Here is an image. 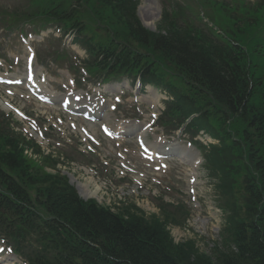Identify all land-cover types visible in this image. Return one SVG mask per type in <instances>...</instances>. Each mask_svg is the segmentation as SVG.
<instances>
[{
  "label": "trees",
  "instance_id": "obj_1",
  "mask_svg": "<svg viewBox=\"0 0 264 264\" xmlns=\"http://www.w3.org/2000/svg\"><path fill=\"white\" fill-rule=\"evenodd\" d=\"M138 3L17 0L0 18L72 33L91 78L159 88L168 98L162 125L190 118L185 131L215 141L200 148L223 212L218 238L208 252L193 238L175 242L169 227L186 224L183 204L158 199V212L145 214L132 202L111 209L82 200L64 175L48 171L59 160L2 115L0 237L26 264H264V0H214L207 23L191 6L164 0L154 32L141 24Z\"/></svg>",
  "mask_w": 264,
  "mask_h": 264
},
{
  "label": "rangeland",
  "instance_id": "obj_2",
  "mask_svg": "<svg viewBox=\"0 0 264 264\" xmlns=\"http://www.w3.org/2000/svg\"><path fill=\"white\" fill-rule=\"evenodd\" d=\"M14 1L0 0V7L12 6ZM163 1L140 0L138 15L144 26L155 30ZM246 1L252 4L257 0ZM185 2L190 4L192 11L201 9L207 17L209 12L212 13L213 1L185 0ZM26 40L31 41L23 42L18 33L0 29V75H23L28 49H37L34 65L39 71L37 78H44L49 82L50 88H47L56 95L71 92V97L81 95L84 103H93L100 99L105 103L104 106L107 101L103 114L107 116L105 123L108 125L122 119L152 124L153 118H156L163 109L164 94L150 85L141 87L137 83L130 84L123 80L119 85L110 82L100 86L96 80L88 81L77 60L85 56L84 51L52 29ZM75 82L78 83L77 88ZM6 89L12 91V94L5 93ZM18 90L21 91V88L14 90L13 87L0 84V109L5 113L9 112L2 108L1 102L6 98L28 116L27 120H23L11 114L12 125L35 139L45 153L52 152L54 156L59 157L61 162L57 164L56 169L66 175L72 184L74 183L78 192L83 191L84 195L79 192L81 196H92L100 204L111 208L119 202H132L145 214L158 212L156 205L159 196L164 202L174 205L182 202L190 213L189 220L184 226H170V234L177 242L193 238L198 248L209 251L212 241L218 238L223 212L218 207V196L211 186L212 179L207 177L202 164L193 167L173 155L157 162L153 161L156 164L152 165V169L149 164L152 162L141 160V148L134 135L125 139L107 138L99 129L100 123L104 120L87 122L81 116L75 120L74 116L68 114L58 104H47L30 98L26 90L22 93L27 96L21 97L22 94L18 93ZM109 104L115 105V110L109 111ZM31 123L41 134L38 136L32 134ZM79 126L87 128L89 132H92L93 128L96 142L91 143L80 134ZM164 131L167 132L153 123L151 128L144 132L143 140L150 145L154 141L159 143L166 141L164 144L175 147L176 152L187 149L193 154L196 150L191 145L188 146L187 141H200L204 144L212 142L208 136L201 133L191 137L181 131H173L168 133L169 135L164 134ZM162 146L158 144L155 150H164ZM79 152L83 155L80 156ZM160 163L163 164L160 166ZM128 170L131 171L130 174ZM92 183L97 184L99 189ZM1 257L0 262H4L2 259L6 258V255L3 254Z\"/></svg>",
  "mask_w": 264,
  "mask_h": 264
},
{
  "label": "bare ground",
  "instance_id": "obj_3",
  "mask_svg": "<svg viewBox=\"0 0 264 264\" xmlns=\"http://www.w3.org/2000/svg\"><path fill=\"white\" fill-rule=\"evenodd\" d=\"M33 80H34V78H33ZM33 86L35 87L36 91L38 89V90H40V92L44 93V95H48V91L46 90L45 85L42 86L40 84H37L35 86L34 83H33ZM54 97H56V94L53 96V98ZM91 106H92V108L94 110V112H92V115L96 116L98 114L99 115L101 114V110L102 109L100 110V108H98L97 106H94V105H91ZM105 118H106V115L105 116H102V119L103 120H105ZM137 126H139V127H137ZM111 127H113V133L114 134H118V135L123 130H125V132L127 130L130 133H137V134L138 133L139 134H142L143 131H144V125L142 124L140 126L136 122H132V123L131 122L130 123L129 122H123V124H119V123L118 124H114V123H111ZM91 129L93 130V132H95L93 128H91ZM175 149H176L175 147H169V149H164V151L167 152V153L173 152V155H175L179 160L184 161V162H187V163H190V164H192L194 166H197V164L199 163V158H198V156L195 153L194 154L193 153L190 154L187 150H183V149L181 151H179V152L176 153L175 152ZM190 157H192V158L189 161V158ZM98 189H99V187H98ZM79 192L81 194L83 193V191H79ZM82 195H84V194H82ZM90 197H92V196H90ZM8 264H9V262H8Z\"/></svg>",
  "mask_w": 264,
  "mask_h": 264
},
{
  "label": "snow or ice",
  "instance_id": "obj_4",
  "mask_svg": "<svg viewBox=\"0 0 264 264\" xmlns=\"http://www.w3.org/2000/svg\"><path fill=\"white\" fill-rule=\"evenodd\" d=\"M107 131V129H105Z\"/></svg>",
  "mask_w": 264,
  "mask_h": 264
}]
</instances>
